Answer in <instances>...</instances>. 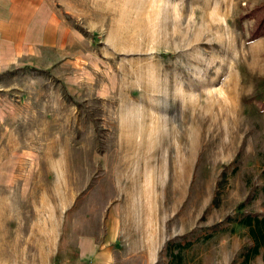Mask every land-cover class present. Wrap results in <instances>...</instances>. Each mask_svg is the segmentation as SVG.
<instances>
[{
    "label": "rangeland",
    "instance_id": "rangeland-1",
    "mask_svg": "<svg viewBox=\"0 0 264 264\" xmlns=\"http://www.w3.org/2000/svg\"><path fill=\"white\" fill-rule=\"evenodd\" d=\"M56 4L64 34L17 81L24 223L111 237L110 264H264L240 221L264 217V0Z\"/></svg>",
    "mask_w": 264,
    "mask_h": 264
},
{
    "label": "crops",
    "instance_id": "crops-1",
    "mask_svg": "<svg viewBox=\"0 0 264 264\" xmlns=\"http://www.w3.org/2000/svg\"><path fill=\"white\" fill-rule=\"evenodd\" d=\"M63 23L56 0H0V264H110L111 237L79 234L76 227L47 231L42 224L24 223L29 218L21 205L36 202L27 190L38 153L23 135L34 105L32 86L20 87L17 81L33 68L34 43L39 52L50 48V35L57 38L64 32L48 27ZM51 46L60 49L61 44ZM47 234L52 238L46 240ZM32 250L45 253L32 261L15 256Z\"/></svg>",
    "mask_w": 264,
    "mask_h": 264
},
{
    "label": "trees",
    "instance_id": "trees-1",
    "mask_svg": "<svg viewBox=\"0 0 264 264\" xmlns=\"http://www.w3.org/2000/svg\"><path fill=\"white\" fill-rule=\"evenodd\" d=\"M240 221L242 223L248 224L250 233L255 234L256 238L258 239V242L251 248L250 252H248L247 257H249L251 254H255L257 252L259 243L264 242V229H262V227L260 226V222H264V217L257 218L252 217L251 215H245ZM171 256H173L174 258L180 257L179 253H173Z\"/></svg>",
    "mask_w": 264,
    "mask_h": 264
}]
</instances>
